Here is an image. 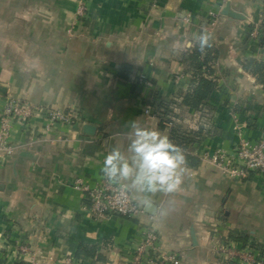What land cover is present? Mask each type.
<instances>
[{
	"label": "crops",
	"instance_id": "obj_1",
	"mask_svg": "<svg viewBox=\"0 0 264 264\" xmlns=\"http://www.w3.org/2000/svg\"><path fill=\"white\" fill-rule=\"evenodd\" d=\"M227 3L242 19L223 15ZM262 26L264 0H0V118L10 98L77 116L72 126L50 125L43 113L12 125L16 149L0 153V264H131L150 231L179 264H228V244L264 253V174L232 177L205 159H236L242 142L264 140V88L244 70L247 60L264 62ZM201 33L219 51L213 110H175L181 128L214 129L188 152L199 164L185 165L172 193L128 190L138 218L94 219L78 185L106 179L113 148L128 154L132 121L170 137L152 106L181 102L191 83L185 56ZM81 245L105 261L77 257Z\"/></svg>",
	"mask_w": 264,
	"mask_h": 264
},
{
	"label": "built area",
	"instance_id": "obj_2",
	"mask_svg": "<svg viewBox=\"0 0 264 264\" xmlns=\"http://www.w3.org/2000/svg\"><path fill=\"white\" fill-rule=\"evenodd\" d=\"M83 14L84 7L79 10V15L83 16ZM252 35L257 37L259 31H253ZM143 80L144 77H141L140 81ZM42 113L47 115L50 125L64 123L72 126L77 123V116L74 113L36 107L28 102L10 98L0 118V153L10 155L16 149L9 142L10 130L14 123L27 122L34 115ZM205 159L232 177H245L249 172L264 174V140L257 143L242 142L237 148L236 159H230L223 153L212 157L206 155ZM78 186L86 193V199L90 202L89 210L96 220L103 219L110 213L134 219L143 213L142 207L135 202L128 190L122 191L118 184L111 183L107 179H103L93 188ZM159 239L157 233L148 232L135 249L131 264H179L177 255L169 253L159 255ZM222 254L229 264H264V257L252 248H238L228 244L222 249ZM65 264L71 263L67 261Z\"/></svg>",
	"mask_w": 264,
	"mask_h": 264
},
{
	"label": "clouds",
	"instance_id": "obj_3",
	"mask_svg": "<svg viewBox=\"0 0 264 264\" xmlns=\"http://www.w3.org/2000/svg\"><path fill=\"white\" fill-rule=\"evenodd\" d=\"M211 33H201L196 39L200 50L210 46ZM191 48L192 41L185 42ZM130 143L127 153L113 148L104 159L102 173L120 189L138 193H172L179 189L183 174L187 171L183 150L160 131L141 127L131 122ZM144 205L152 203L148 195L140 201Z\"/></svg>",
	"mask_w": 264,
	"mask_h": 264
},
{
	"label": "trees",
	"instance_id": "obj_4",
	"mask_svg": "<svg viewBox=\"0 0 264 264\" xmlns=\"http://www.w3.org/2000/svg\"><path fill=\"white\" fill-rule=\"evenodd\" d=\"M261 29V33L263 35L261 45L263 46L264 26H262ZM218 60L219 51L213 44L210 43V46H206L205 49L201 51L199 43H197L185 56V62L190 68L191 83L187 92L177 96L181 99V102L175 101L174 99L167 101L162 100L159 103H154L152 106V110L160 121L161 128H169L170 140L183 150L186 158V164L188 166L196 167L199 164V159L192 157L188 153L191 147L197 144L205 135L213 134L214 129L211 127L207 128L204 124H202L198 130L181 128L177 123L178 120H181L180 115L175 112V110L186 107L194 109L201 114L211 113L213 109L209 106L208 101L213 92L218 88V76L215 69V65ZM128 69L127 65L123 68L121 75L122 78L128 79V75L124 74L128 71ZM244 70L252 74L256 78L257 82L264 88V62H260L256 59L247 60L244 62ZM253 173L255 172H249L248 176ZM120 217L134 219L124 216ZM249 248L254 249L264 257V253H261L254 247ZM81 256L96 258L98 261H105L103 256L98 252L97 246L89 247L81 245L78 249L77 257Z\"/></svg>",
	"mask_w": 264,
	"mask_h": 264
},
{
	"label": "water",
	"instance_id": "obj_5",
	"mask_svg": "<svg viewBox=\"0 0 264 264\" xmlns=\"http://www.w3.org/2000/svg\"><path fill=\"white\" fill-rule=\"evenodd\" d=\"M223 15L228 17V18H231V19H242L241 15H239V14L235 13L234 11H232L230 3H227V6L225 7V9L223 11ZM1 91L4 93L5 89H1ZM84 131L88 135H93L96 132V127L92 126V125H85L84 126ZM146 212L151 214V215H155L156 207L154 205H151V204L147 205ZM191 232H192L191 233V238L193 240V244L196 245L197 241H196V238H195L193 230Z\"/></svg>",
	"mask_w": 264,
	"mask_h": 264
},
{
	"label": "rangeland",
	"instance_id": "obj_6",
	"mask_svg": "<svg viewBox=\"0 0 264 264\" xmlns=\"http://www.w3.org/2000/svg\"><path fill=\"white\" fill-rule=\"evenodd\" d=\"M159 255H162V254H168L167 252H164V251H162V250H159ZM173 255H175V254H173ZM227 263L229 264V261H227Z\"/></svg>",
	"mask_w": 264,
	"mask_h": 264
}]
</instances>
